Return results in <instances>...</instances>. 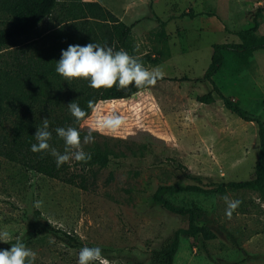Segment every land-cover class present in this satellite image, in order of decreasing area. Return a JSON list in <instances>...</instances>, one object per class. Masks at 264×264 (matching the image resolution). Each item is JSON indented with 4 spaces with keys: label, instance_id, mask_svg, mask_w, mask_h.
I'll use <instances>...</instances> for the list:
<instances>
[{
    "label": "rangeland",
    "instance_id": "rangeland-1",
    "mask_svg": "<svg viewBox=\"0 0 264 264\" xmlns=\"http://www.w3.org/2000/svg\"><path fill=\"white\" fill-rule=\"evenodd\" d=\"M69 1L60 0L50 18L20 39V48L41 46L47 34L60 26L57 12ZM82 1L102 3L132 26L134 57L146 68L161 69L165 80L129 99L97 103L81 124L88 132L113 110L126 121L116 132H95L101 137L98 143L107 144L117 158L97 171L91 191L0 157V231L10 233L11 243L19 239L34 251V264H77L85 246L100 247L108 264H150L153 250L170 242L176 231L189 228L188 213L175 214L154 201L158 187L195 185L190 176L202 178V184L254 178L259 150L256 124L226 110L202 77L213 45L264 43V0H242L241 5L234 0ZM257 16L256 31L247 33ZM4 19L0 14V29ZM223 56L213 82L250 117L264 123V49L240 58L230 52ZM207 93H212L214 102L199 103L197 97ZM9 127L0 121V134ZM70 170L78 172V168ZM163 197L174 209L191 210L194 224L212 234L181 235L174 264H264V201L259 192ZM224 197L241 201L230 220ZM37 201L42 202L39 207ZM42 224L72 241L43 232ZM11 243L0 242V250H10Z\"/></svg>",
    "mask_w": 264,
    "mask_h": 264
},
{
    "label": "trees",
    "instance_id": "trees-1",
    "mask_svg": "<svg viewBox=\"0 0 264 264\" xmlns=\"http://www.w3.org/2000/svg\"><path fill=\"white\" fill-rule=\"evenodd\" d=\"M60 0H0V14L5 17L4 27L0 29V121L8 122L10 127L4 134H0V157L8 162L21 165L24 169L63 184L74 186L88 192L96 186L99 169L106 168L114 158L116 152L107 144L100 145L97 133L94 143L83 146L92 159L88 163L69 161L57 168L55 158L49 153H34L31 145L37 143L35 132L42 127L43 119L49 121V131L52 138L49 141L60 153L64 152V143L58 138L57 127H77L81 139L87 134L81 124L90 116L97 103L102 101L126 100L146 89H136L134 86L118 91L115 87L109 90H93L84 79L73 80L68 84L56 73V61L61 57V51L69 45H87L94 42L100 46H117L130 55L136 56L135 44L132 38V26L121 22L113 13L98 2L70 0L63 5L57 16L60 26L47 34L44 43L35 47L30 45L20 48L18 42L22 38L31 36L39 25L50 18L57 10ZM257 17L253 27L247 33H253L258 27ZM5 49H12L8 54H2ZM264 49L263 42H255L250 46L217 44L212 46L210 65L202 79L212 85V89L219 97L224 108L235 114L245 122L255 123L257 126L258 156L254 165V178L243 182H219L202 184V178L190 176L195 185L184 187L160 186L153 195L155 202L164 209L178 215L189 214V228L178 230L173 239L163 247L151 252L150 264H174L179 250L180 236L203 235L211 237L206 227L194 224L191 210L174 209L163 197V194L177 193H224L225 191L255 190L264 201V123L250 117L237 103L224 96L213 82V77L224 64L223 53L230 52L236 57H244L254 50ZM140 61V60H139ZM142 64L143 62L140 61ZM165 78L159 79L161 82ZM75 101L86 113L85 118L77 124L71 116L68 104ZM93 102V107L88 102ZM199 103L209 105L214 102L212 93L198 96ZM71 167L78 168V172L71 171ZM97 168L96 170H94ZM35 217L41 221L39 212ZM43 232L62 237L70 243V236L58 232L49 225L42 224Z\"/></svg>",
    "mask_w": 264,
    "mask_h": 264
},
{
    "label": "clouds",
    "instance_id": "clouds-1",
    "mask_svg": "<svg viewBox=\"0 0 264 264\" xmlns=\"http://www.w3.org/2000/svg\"><path fill=\"white\" fill-rule=\"evenodd\" d=\"M55 71L68 84L76 79H84L89 82L88 86L96 91L114 87L118 91L133 86L138 90L151 88L164 76L161 69L146 68L125 50L115 51L110 46H100L94 42L84 46L69 45L66 50H62L60 59L56 61ZM67 106L74 121L79 124L86 116L85 111L75 101ZM88 106L93 107V102L89 101ZM125 122L124 117L113 110L99 118L96 126L90 127L87 134L83 136V140L77 127H57L55 132L64 143V152L60 153L49 143L52 132L49 131L48 119L44 118L42 127L36 128L34 137L37 143L31 145V151L49 153L55 158L57 168L70 160L88 163L92 156L83 150L82 145L95 142L94 132H116ZM224 200L227 205L225 215L230 220L241 201L229 200L228 197H224ZM41 204V201H37L35 206L39 207ZM11 239L8 231H0V242L11 243ZM11 244L10 250H0V264H34L36 259L34 251L27 248L19 239ZM77 264H108V262L103 258L100 247L85 246L79 251Z\"/></svg>",
    "mask_w": 264,
    "mask_h": 264
},
{
    "label": "crops",
    "instance_id": "crops-1",
    "mask_svg": "<svg viewBox=\"0 0 264 264\" xmlns=\"http://www.w3.org/2000/svg\"><path fill=\"white\" fill-rule=\"evenodd\" d=\"M234 1H236V3L238 4V5H241V3H242V0H234ZM94 2H97V1H94ZM99 3V2H98ZM102 6H104L105 7V5H103L102 3H100ZM258 5H260L261 4V2H258L257 3ZM106 8V7H105ZM107 9V8H106ZM110 12H112V11H110Z\"/></svg>",
    "mask_w": 264,
    "mask_h": 264
}]
</instances>
